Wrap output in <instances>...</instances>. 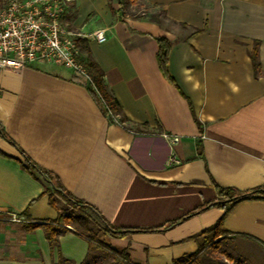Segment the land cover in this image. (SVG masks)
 <instances>
[{"label": "crops", "instance_id": "obj_1", "mask_svg": "<svg viewBox=\"0 0 264 264\" xmlns=\"http://www.w3.org/2000/svg\"><path fill=\"white\" fill-rule=\"evenodd\" d=\"M151 1L160 18L119 17L109 0H70L64 15L87 39L127 122L105 113L65 66L0 69V123L12 140L0 134V264H82L89 252L70 226L53 248L42 227L26 228L58 210L21 150L117 228L165 227L215 200L216 184L264 186V0ZM99 29L104 42L91 36ZM162 36L172 43L173 82L158 64ZM223 214L212 206L164 230L101 240L136 264H173L196 252L191 237ZM223 228L264 248V199L238 202Z\"/></svg>", "mask_w": 264, "mask_h": 264}, {"label": "trees", "instance_id": "obj_2", "mask_svg": "<svg viewBox=\"0 0 264 264\" xmlns=\"http://www.w3.org/2000/svg\"><path fill=\"white\" fill-rule=\"evenodd\" d=\"M129 0H119L120 9L128 5ZM116 10H114L115 13ZM165 14V13H164ZM159 49L157 59L160 70L164 76L170 81H174L169 72V57L172 47L171 41L167 37L157 38ZM80 56L79 60L86 70V75L74 71L72 79L77 83L85 86L90 92L94 100L99 104L102 110L107 114L115 116L120 115V122H127L128 119L122 115V109L119 101L113 95L105 82L104 71L94 59L86 38H79ZM252 61L256 72L259 71V62L257 57V49L251 53ZM196 122L201 128V122L195 117ZM127 127V126H126ZM132 129L131 127H127ZM142 125L135 127V130L142 131ZM144 128H146L144 126ZM0 134L9 141H12L7 135L3 125L0 123ZM22 166L32 175L40 179L45 184L44 194L49 195V201L52 206L57 208L58 215L54 219H48L43 222L30 221L26 224L28 230H34L42 227L45 231L51 247L59 246V237L68 230L70 226L73 231L84 238L89 243V252L82 264H136L131 261L127 251H118L112 249L109 245L101 240L104 233H110L114 236H126L138 231H157L170 228L182 222L184 219L196 214L197 212L212 206L220 207L224 210V214L217 223L202 232L193 235L191 238L197 241L198 250L192 254L185 255L174 259L173 264H231L225 260L218 258L214 254V250L219 249L220 242L230 233L223 228V222L228 212L240 201L246 199H264V186L242 191L233 187H222L216 184L217 197L215 200L208 202L205 206L196 209L178 219L172 220L167 225L153 228H117L106 221L100 211L90 203L76 197L68 191L62 184L58 175L42 168L22 151ZM59 200L64 205L59 206ZM28 219H31L28 216ZM232 264H244L240 258L227 255ZM62 261H66L65 259Z\"/></svg>", "mask_w": 264, "mask_h": 264}, {"label": "built area", "instance_id": "obj_3", "mask_svg": "<svg viewBox=\"0 0 264 264\" xmlns=\"http://www.w3.org/2000/svg\"><path fill=\"white\" fill-rule=\"evenodd\" d=\"M69 1L9 0L0 7V69L19 71L32 63H54L87 76L79 60V38L84 35L61 20ZM91 36L100 42L107 39L104 29ZM11 219L19 218L12 214Z\"/></svg>", "mask_w": 264, "mask_h": 264}, {"label": "rangeland", "instance_id": "obj_4", "mask_svg": "<svg viewBox=\"0 0 264 264\" xmlns=\"http://www.w3.org/2000/svg\"><path fill=\"white\" fill-rule=\"evenodd\" d=\"M9 0H0V7L5 5ZM114 8L118 11V16L140 17L145 13L146 16L161 17L162 9L158 8L151 0H129L128 5L120 9L119 0H109ZM62 22L65 26L78 31L67 23L65 17L62 16ZM84 37V36H82ZM64 202L59 200V206H63ZM214 254L229 263H233L227 258V255L240 258L244 264H264V248L252 240L245 238H236L232 235L225 237L219 244V249L214 250Z\"/></svg>", "mask_w": 264, "mask_h": 264}]
</instances>
